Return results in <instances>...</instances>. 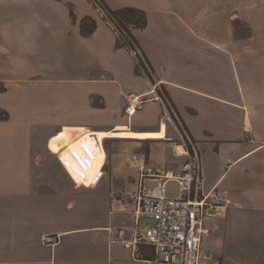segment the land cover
<instances>
[{
	"label": "crops",
	"instance_id": "crops-1",
	"mask_svg": "<svg viewBox=\"0 0 264 264\" xmlns=\"http://www.w3.org/2000/svg\"><path fill=\"white\" fill-rule=\"evenodd\" d=\"M107 2L146 11L135 36L153 80L136 74L142 53L118 48L88 0H0V110L11 117L0 121V264H145L154 249L134 233L153 222L138 218L131 195L157 190L140 167L175 170L187 158L171 146L118 157L115 144L180 139L200 154L203 194L216 188L224 200L205 220L206 264H264V40L234 29L242 6L264 0ZM87 16L98 28L85 37ZM60 86L82 102L74 112L45 103L32 122V100ZM132 97L147 101L129 117ZM161 100L173 121H163ZM50 235L60 236L55 247L44 244Z\"/></svg>",
	"mask_w": 264,
	"mask_h": 264
},
{
	"label": "built area",
	"instance_id": "built-area-1",
	"mask_svg": "<svg viewBox=\"0 0 264 264\" xmlns=\"http://www.w3.org/2000/svg\"><path fill=\"white\" fill-rule=\"evenodd\" d=\"M95 2V1H94ZM101 14L104 9L95 2ZM138 58V51H133ZM147 100L132 97L126 107V114L131 117L144 109ZM163 121H173L171 112L163 100ZM245 132H249L245 128ZM175 157H186L178 169L155 170L143 165L140 167L143 180L151 178L156 183L157 193L143 190L131 195L137 204L138 218H146L153 225L138 226L134 233V244H144L154 249V257L145 264H206L201 246L209 234L205 220L222 207V196L216 188L203 194L204 176L202 162L194 144L185 140H172ZM170 182L178 185L177 197L168 196L166 186ZM60 241L59 235L44 238V244L55 247Z\"/></svg>",
	"mask_w": 264,
	"mask_h": 264
},
{
	"label": "rangeland",
	"instance_id": "rangeland-1",
	"mask_svg": "<svg viewBox=\"0 0 264 264\" xmlns=\"http://www.w3.org/2000/svg\"><path fill=\"white\" fill-rule=\"evenodd\" d=\"M98 11V13L103 17L106 16L105 14H101L99 12L98 9H96ZM242 13L243 16L246 19H237L234 22H240L238 23L239 25V29L236 30L235 28V32H236V36L240 39H247V38H242L244 36L249 35L250 33L252 34L251 36L254 35V33L256 34V39H255V44L254 45H261L262 41L264 40V6L262 5H248V6H242ZM23 86H18L16 85L15 89H20ZM63 87V88H61ZM69 86H60L58 89H60V93H54L55 95H53L50 99L47 98L45 95L42 96V98L36 97L35 99L32 100V102L30 103L29 106V110H30V115L29 117H31V121H37V120H41L44 119L42 118L43 116H41L43 114V111L41 110V108L43 107V105H45V103H48L49 105H56V103L60 100H63V102L65 103V108L68 109V112H74L71 109V105L73 107L74 104L76 103H81V100H76V98H72L71 95H69L68 93H66V89ZM74 87V89L76 88V86H71V88ZM6 90V88L4 87V85L0 84V92H4ZM160 89H158L159 91ZM162 92V91H161ZM161 95V93H160ZM49 99V100H48ZM74 99V102H71V100ZM84 103V101H83ZM93 104L96 107H104V102L100 99V98H95L93 100ZM58 112V109L56 111H54L53 113L56 114ZM28 116V114H26ZM64 116V115H63ZM57 119L61 120V119H65L64 117H59L56 116ZM10 115L9 117L4 116V113L0 110V121H7L10 120ZM20 120L21 118H17L16 119V126L20 125ZM38 126L34 127L35 129ZM33 129V128H32ZM21 144H23L21 141L19 142ZM164 143H171L169 141H164ZM42 144V143H41ZM152 146H171L172 148V144H150V141L147 142H143V141H127V142H120L119 144H115V147L117 148V152L116 154L118 155V157H124L125 155H131V156H141V157H145L147 159H149V154H150V148ZM167 189V193L168 196L170 197H177L178 195V185L175 182H170L167 184L166 186ZM143 224H150V221L147 220H143ZM209 262H211V260H208Z\"/></svg>",
	"mask_w": 264,
	"mask_h": 264
},
{
	"label": "trees",
	"instance_id": "trees-1",
	"mask_svg": "<svg viewBox=\"0 0 264 264\" xmlns=\"http://www.w3.org/2000/svg\"><path fill=\"white\" fill-rule=\"evenodd\" d=\"M88 1L94 6V8L98 9L97 5L95 4V2H97L98 5H100L106 12V16L103 17V19L108 23H110V25L113 27L114 31L116 32L118 48H126L131 52L138 50L142 53L144 60L140 58V62L137 63L136 74L137 75L145 74L146 76H148L150 79L153 80L150 70L154 72V68L150 64L149 59L147 58L144 50L142 49L139 41L135 36L136 30H143L148 25L146 11L136 7H123L114 10L109 6L107 0H88ZM72 19L76 20L75 14L73 12H72ZM238 23L240 22L238 21L234 22V28L236 30L239 29ZM97 28H98V24L94 18L87 16L81 20V33L83 36L88 37L92 35ZM251 35L252 34L250 33L249 35L244 36L242 38H249L251 37ZM145 62L148 65V67L146 66ZM2 112L4 113V116L9 117V114L7 112L5 111Z\"/></svg>",
	"mask_w": 264,
	"mask_h": 264
},
{
	"label": "water",
	"instance_id": "water-1",
	"mask_svg": "<svg viewBox=\"0 0 264 264\" xmlns=\"http://www.w3.org/2000/svg\"><path fill=\"white\" fill-rule=\"evenodd\" d=\"M210 213H211V214H214V213H215V211H211Z\"/></svg>",
	"mask_w": 264,
	"mask_h": 264
}]
</instances>
